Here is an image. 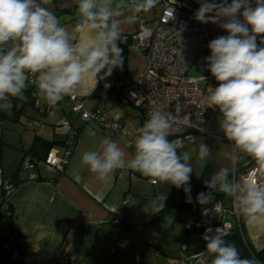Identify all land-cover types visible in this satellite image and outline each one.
Segmentation results:
<instances>
[{"label":"clouds","instance_id":"1","mask_svg":"<svg viewBox=\"0 0 264 264\" xmlns=\"http://www.w3.org/2000/svg\"><path fill=\"white\" fill-rule=\"evenodd\" d=\"M51 3L0 0V110L10 111L13 99H23L29 81L50 106L65 97L90 95L99 80L123 65V49L118 42L124 26L135 24L140 14L150 12L159 0H76L77 19L71 27L45 6ZM195 19L220 23L228 32L208 44L211 55L205 59L219 86L208 90L203 103L221 113V129L233 147L230 158L243 153L259 166V178L243 182L230 179L228 168L220 169L205 182L209 191L199 193L196 199L203 205L216 192L224 193L250 224L264 228V47L256 42L257 36L264 34V0H255V7L249 0L204 2ZM172 129L170 113L151 109L138 129L131 158L115 140L103 138L95 150L82 153L80 164L100 181L127 167L153 184L185 186L187 202L191 203V155L179 153L180 142L168 139ZM210 153L202 143L199 158ZM159 199L164 201L166 196ZM160 207L153 202L145 211L155 213ZM211 232L208 229L204 235L207 254L212 257L210 264H256L242 259L235 245L225 241L227 232L221 228L214 235L208 234Z\"/></svg>","mask_w":264,"mask_h":264},{"label":"crops","instance_id":"2","mask_svg":"<svg viewBox=\"0 0 264 264\" xmlns=\"http://www.w3.org/2000/svg\"><path fill=\"white\" fill-rule=\"evenodd\" d=\"M64 2L52 0L45 6L62 24L71 27L77 19V3L73 0L65 9ZM160 10L158 3L150 12L141 13L135 24L124 26L118 42L120 48L125 45L122 67L99 80L90 95H78L86 110L119 118L123 132L111 135L97 124L81 122L73 114L68 97L55 106L48 105L38 98L36 86L28 82L42 113L28 109L25 130H15L14 141H7L15 151V164L19 165L32 146L36 134L30 124L40 117L39 137L43 140L64 138L63 122H68L77 135L73 155L63 172L42 166V182L27 181V174H18L20 184L0 209V214L7 216L8 207H13V223L25 246L23 264H178L180 257L196 251L184 224L199 218L194 210V219L178 212L176 216L164 213L154 220V213L145 211V206L151 207L153 202L157 207L164 203L163 208L177 204L179 195L177 200L159 199L164 183H150L127 167L100 181L80 164L82 153L95 150L103 138L115 140L128 158L134 154V141L145 121L139 109L120 103L119 91L140 77L146 61L137 42L127 41L126 36L150 27ZM6 140L1 142L5 145ZM51 150L63 152L62 146ZM13 172V167H6V177H12ZM238 216L250 247L256 252L264 250V228L250 224L239 211Z\"/></svg>","mask_w":264,"mask_h":264},{"label":"built area","instance_id":"3","mask_svg":"<svg viewBox=\"0 0 264 264\" xmlns=\"http://www.w3.org/2000/svg\"><path fill=\"white\" fill-rule=\"evenodd\" d=\"M160 1V13L151 26L131 35V40L137 42V49L145 58L146 66L137 80L119 91L120 103L139 109L144 121L154 108L170 113L173 129L168 139L178 140L182 147L183 142L194 143L195 135L216 136V125L221 113L218 108L207 107L203 100L208 90L218 87L219 82L208 70L205 58L211 55L209 42L228 35V32L220 23H201L196 20V12L186 9L178 0ZM227 3L230 4L231 0ZM251 6L255 7L253 4ZM238 18L243 22L242 15H238ZM262 39L264 34L257 36L258 47H264ZM68 100L73 114L81 122L97 124L111 135L123 132L119 118H111L105 112L86 110L78 96L68 97ZM35 107L42 113L37 103ZM40 125L41 119L30 124L36 135H39ZM61 128L65 140L62 154L50 150L44 160L46 167L58 172L64 171L76 142L73 128L68 122H63ZM258 167L256 161L245 154L239 182L258 179ZM22 168L29 173V180L35 179L34 167L29 159L23 161ZM233 178L236 180V176ZM2 190L12 193L0 171V192ZM235 226L241 227L237 209L228 210L223 203L217 202L201 212L196 224L197 237L206 245L204 235L208 229H212L208 234L214 235L217 228L228 233ZM63 228L66 230L65 225ZM201 258L203 264L208 263L205 249L180 257L178 264H200Z\"/></svg>","mask_w":264,"mask_h":264},{"label":"trees","instance_id":"4","mask_svg":"<svg viewBox=\"0 0 264 264\" xmlns=\"http://www.w3.org/2000/svg\"><path fill=\"white\" fill-rule=\"evenodd\" d=\"M182 2L183 0H178ZM210 1V0H206ZM220 3L221 0H218ZM228 1V0H227ZM161 3V1L159 2ZM127 41L131 40V35L126 36ZM122 49H124L125 45H121ZM127 46V44H126ZM32 85V83H31ZM28 84V87L26 88L24 92V98L23 99H13V108L7 112L5 110H0V120L2 119H9L10 121H16L19 119V117L24 113V110L30 109L35 110L39 112V109L35 108L36 105V99L34 96L33 88L32 86ZM39 119L42 120L40 117ZM36 121V120H35ZM33 122V121H32ZM75 138H76V131L73 129ZM64 138H54L52 141H46L39 137V135H36L34 142L30 149L25 152L26 156L23 157V160H26L25 158L29 159V161L32 163L34 170L33 173L35 174L34 180L28 179V172L25 171L27 174V181H36V182H42L45 179H43L42 176V166L44 165V160L47 155V153L55 146H64ZM21 169V164L18 165L16 168L15 173L12 177H6L4 178L7 181V185L10 186L12 192L17 188V186L20 184V182L17 181L18 172ZM132 172L136 173L137 175L141 176V173L136 172L132 170ZM213 172L211 170H205L199 177H194L190 174V181L189 186L191 188L190 196H191V203L187 202L188 195L184 191L185 186H181L180 188H177V192L179 195L178 202L175 206L171 207H160V210L158 212H155L152 216V220L156 219L159 215H162L164 213H171L173 216H176L178 212H186L188 210H194L197 214V217L200 216L201 212L206 209L207 207L213 205L214 203L221 202L226 204L228 202V197L224 193L216 192L214 194V198L209 200L206 204H199L197 202V195L201 192L207 193L209 191L208 187L206 186L205 182L209 181L211 177L213 176ZM229 178L231 179V176L229 175ZM9 193H7L6 190H2L0 192V209L1 207L6 203ZM198 218L194 221L190 222H184L187 232L189 234V237L196 246V251L199 252L201 250H206V245L201 242V240L197 237V224ZM224 239L226 242L234 244L235 247L238 249L240 253V257L242 259H249L256 262V264H264V250L256 252L254 251L248 241L246 240L243 231L240 227H233L230 232L227 233L226 236H224ZM24 253H25V246L21 238V234L16 228V226L13 223V207H8V215L2 216L0 214V264H23L24 259ZM15 254L17 256L15 257ZM211 256L208 255V258Z\"/></svg>","mask_w":264,"mask_h":264},{"label":"rangeland","instance_id":"5","mask_svg":"<svg viewBox=\"0 0 264 264\" xmlns=\"http://www.w3.org/2000/svg\"><path fill=\"white\" fill-rule=\"evenodd\" d=\"M63 1H65L64 2L65 4H63L65 6V9H68L66 8L69 7L67 5H71V3L73 2V0H63ZM204 2H213V0L210 1L183 0L182 5L190 11L197 12L201 4ZM214 2L218 3L219 1L214 0ZM249 2L255 5L254 0H249ZM71 8L73 7L71 6ZM38 98L41 99L40 97ZM5 111L7 112V110ZM28 112H29L28 109L24 110V113L16 121H10L9 119L0 120V171L4 178H6V174H5L6 167L8 168L13 167V170L15 172L18 166V164H15V159H16L15 151L12 149V145L9 144L7 141H14L15 130H25L24 125L29 122V117L27 115ZM215 134L216 136L214 137L206 136V135H195L194 143L183 142V145L178 152L181 154L184 152L190 153L191 160L189 161V163L191 164L193 170L192 173L190 174L194 177H199L205 170H211L213 174H216L220 169L228 168L231 179H233V176H236V180L239 182V176L241 173L240 171H241L242 163L245 158V154L238 152L235 153L234 159L230 158L229 154L233 153L232 143L228 140H225L224 133L220 126V119L217 122ZM3 138L7 139L5 145L1 142L3 141ZM202 143L205 144L211 152L210 155L204 159H200L198 156L200 145ZM25 159H27V157ZM23 161L21 160L20 162H18L19 164H21V169L18 172L20 175L26 174L22 168ZM175 189H176L175 186L164 183L163 196H166L167 200L171 199L172 197L175 200H177L178 192L177 189L176 190ZM175 192L177 193L175 194ZM225 207L228 210L234 209V202L231 197H228V202L225 205ZM182 214H183L182 217L185 216L187 219H194L196 216L193 210L182 212ZM211 258L212 257L208 258L207 264H210Z\"/></svg>","mask_w":264,"mask_h":264}]
</instances>
